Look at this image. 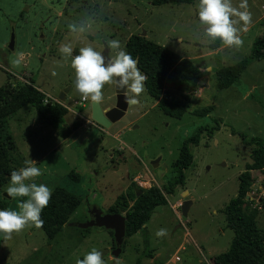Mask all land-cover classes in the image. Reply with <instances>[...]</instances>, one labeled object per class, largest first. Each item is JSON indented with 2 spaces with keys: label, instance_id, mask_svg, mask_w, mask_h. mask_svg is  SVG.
<instances>
[{
  "label": "rangeland",
  "instance_id": "1",
  "mask_svg": "<svg viewBox=\"0 0 264 264\" xmlns=\"http://www.w3.org/2000/svg\"><path fill=\"white\" fill-rule=\"evenodd\" d=\"M151 1L0 0V87L6 81L33 80L49 98L77 111L84 107L78 104L81 96L75 90L70 58H62L58 52L60 44L71 41L75 55L84 45L101 52L107 40L115 39L125 51L129 35L142 32L147 40L191 60L201 73L198 87L189 92L181 75L171 72L165 81L168 95L188 98L189 108L180 118L163 113L145 87L137 103L127 108L130 123L117 122L105 128L107 133L82 125L64 138L30 105L11 115L0 130L14 140L24 158L19 157L20 166L32 159L43 173L34 178L36 183L51 189L61 185L82 199L51 240L29 226L10 239L0 237V264H76L92 248L101 252L105 264H139L152 252L153 264H211L212 256L228 249L233 231L226 227L223 208L236 195L238 175L250 162L252 145L245 142L264 138V57H251L253 41L264 37V0H247L251 20L247 31L239 33L241 45L220 43L214 50L209 47L213 41L204 36L198 23V0L161 5ZM231 4L238 7L239 0H231ZM85 19H89L90 30L79 36L69 31L68 24ZM11 33L13 49L8 47ZM118 50L109 48V57L114 58ZM18 54H22L21 63L14 65ZM243 59L247 61L238 79L225 88L217 87L215 70ZM190 72L193 69L187 70ZM101 93L100 105L112 106L114 83L105 84ZM61 94L65 95L62 101L58 99ZM208 105L213 110L207 115L191 113ZM82 114L85 118L90 115V103ZM64 122L67 127L85 124L70 110ZM200 129L197 144H188L192 161L182 170L183 183H173V163L180 148ZM136 177L141 184L135 182ZM170 182L172 192L166 193L164 188ZM7 184L1 186L0 194L8 201L7 209L18 211V200L24 198H8L4 193ZM150 186L160 188L167 202L154 208L139 231L124 238L118 258L111 255L112 233L101 227L76 226L89 220L93 205L105 213L117 208L124 215L133 202V192ZM259 192L253 186L248 194L256 199L257 224L264 229V191ZM184 198L191 201L185 216L179 206ZM159 228L166 229L167 235L157 238L154 233Z\"/></svg>",
  "mask_w": 264,
  "mask_h": 264
},
{
  "label": "trees",
  "instance_id": "2",
  "mask_svg": "<svg viewBox=\"0 0 264 264\" xmlns=\"http://www.w3.org/2000/svg\"><path fill=\"white\" fill-rule=\"evenodd\" d=\"M195 0H152V5L161 4H191ZM220 41H213L210 49H217ZM125 51L136 61L137 68L144 75V87L147 94L156 101V106L166 115L180 118L189 108L188 98L176 99L164 90V84L171 72L183 77L186 91L195 90L200 82L201 73L194 67L191 60L182 58L177 53L155 42L149 41L140 34H131L126 40ZM251 57H264V37L256 38L251 47ZM246 59L234 65L215 70L217 87L225 88L233 84L246 64ZM193 72L187 73V70ZM89 100V99H88ZM25 105L33 107L40 119L54 127L57 134L64 138L69 135L65 126L64 116L67 109L57 101L49 98L33 85V80L26 82H6L0 87V126L6 124L7 119ZM213 110V105L191 110L199 116L207 115ZM202 129L185 140L180 148L177 159L173 163L176 171L173 183H183V169L192 161L188 144H197ZM0 130V193L1 186L9 181V173L19 170L20 154L11 135H2ZM245 140V139H243ZM245 142V141H244ZM252 145L250 162L238 175V187L223 208L226 227L233 231V237L226 251L210 258L211 264H264V229L257 224L258 207L256 199L249 196L253 188L254 177L251 171H264V138H252L245 142ZM172 182L164 188L166 193L172 192ZM140 191V193H138ZM133 202L125 209V237L139 231L150 218L154 208L166 204L167 200L162 190L156 186L148 188L138 187L132 194ZM82 197L61 185L52 188L48 205L41 212L44 223L40 230L48 240L53 239L69 222L70 215L78 207ZM258 202H263L260 198ZM118 204V203H117ZM264 204V203H263ZM0 208H8V201L0 194ZM108 212H118L112 209ZM112 233L111 230H108ZM114 247V242L112 248Z\"/></svg>",
  "mask_w": 264,
  "mask_h": 264
},
{
  "label": "clouds",
  "instance_id": "3",
  "mask_svg": "<svg viewBox=\"0 0 264 264\" xmlns=\"http://www.w3.org/2000/svg\"><path fill=\"white\" fill-rule=\"evenodd\" d=\"M242 9V10H241ZM196 16L203 26L204 36L209 41L219 40L223 45L239 47L242 43L240 32H246L251 20L247 0H239L238 7H233L231 0H198ZM240 27L237 28L236 25ZM89 19L79 24L70 23L68 29L77 36L90 30ZM106 46L119 49L114 58H106L102 52L91 45L79 47L73 55V43H62L58 52L62 58H70L69 66L74 72L75 90L84 99L100 101L101 89L105 84L115 83L117 88L125 90V102L136 104L137 97L144 91L145 77L137 68L136 60L126 51L120 49L119 41L107 40ZM22 54L12 61L19 65ZM205 68L204 71H208ZM55 75V72H52ZM43 175L32 159L25 160L24 166L9 173V181L4 193L10 199L18 200V211L0 208V237L10 239L13 233H19L26 226L40 229L43 226L41 212L47 207L52 189L44 183H36L34 178ZM26 181H28L26 183ZM154 235L164 237L167 230L159 228ZM76 264H105L101 252L95 248L78 258Z\"/></svg>",
  "mask_w": 264,
  "mask_h": 264
},
{
  "label": "water",
  "instance_id": "4",
  "mask_svg": "<svg viewBox=\"0 0 264 264\" xmlns=\"http://www.w3.org/2000/svg\"><path fill=\"white\" fill-rule=\"evenodd\" d=\"M141 36H144V32H142ZM101 52L106 58H110L109 48L106 46V43H104ZM124 92L125 90L119 89L115 85V102L112 106L107 108H103L99 101L96 102L89 99L90 119L104 128L110 127L111 124L115 122L129 123L126 111L128 106L132 104L125 102ZM58 99L63 100V94H61ZM154 164L156 165L157 163L155 162ZM138 193H140V191ZM190 203L191 201L187 198H184L180 203V211L183 216L187 214ZM89 213V220L85 223H78L76 226L83 229L89 227H101L106 230H111L114 242V247L111 249V255L114 258H117L122 251L123 240L125 237V215L119 212L105 213L98 205L91 206Z\"/></svg>",
  "mask_w": 264,
  "mask_h": 264
},
{
  "label": "crops",
  "instance_id": "5",
  "mask_svg": "<svg viewBox=\"0 0 264 264\" xmlns=\"http://www.w3.org/2000/svg\"><path fill=\"white\" fill-rule=\"evenodd\" d=\"M8 47L10 48V49H13L14 48V34L13 33H11V38H10V41H9V44H8ZM24 78V77H23ZM10 79V76H8V78H7V80H9ZM22 79V78H21ZM25 79V78H24ZM26 81H28L27 79H25V82ZM7 82V81H6ZM33 85H34V83H33ZM37 88V87H36ZM39 89V88H38ZM40 90V89H39ZM42 92V91H41ZM46 95V94H45ZM47 96V95H46ZM65 98V95L63 94V99ZM60 101H62V100H60ZM156 102V101H155ZM61 103V102H60ZM59 103V104H60ZM79 104V103H78ZM89 104V101L87 100V101H84L83 103H80L79 105H81V106H83L84 108H86V106ZM61 105L63 106V107H65L66 109H67V111L68 110H70V111H72V112H74L75 114H77L79 117H81V119L82 120H84L85 121V124L83 123V124H81V123H78V124H76L75 126H73V127H69L68 126V129H69V134H72L73 132H75L80 126H82V125H84V127L85 128H88L89 129V127L90 126H93V127H96L100 132H103V133H107V129H109L110 127H108L107 129H105L104 127L102 128L99 124H97V123H95V122H93L91 119H90V116L88 115V117L87 118H85L84 116H83V114H82V109H84V108H82V109H78L77 111H74L72 108H71V106H67V105H65L64 104V102L62 101V103H61ZM24 107V106H23ZM20 110V109H19ZM116 123L117 122H115V123H113L114 125H116ZM129 123H130V121H129ZM128 123V124H129ZM113 124H111V126L113 125ZM18 151V150H17ZM20 154V153H19ZM20 156H21V154H20ZM22 157V156H21ZM23 158V157H22ZM24 159V158H23ZM263 172V173H262ZM251 173H252V175H253V177H255V175H256V178H255V181L256 182H254V184H253V186H254V188L256 189V190H259L260 192V194H262L263 193V191H264V178H262V175L264 176V171H262V170H254V171H251ZM262 175H261V174ZM261 178V179H260ZM259 181H261L262 182V184L261 183H259ZM257 182L259 183V184H257ZM184 193H186L187 194V192H184ZM253 197V195H251L250 196V198H252ZM260 198L261 197H258L257 198V200H260ZM125 238V237H124ZM123 243H124V240H123ZM123 252V246H122V251H121V253ZM120 253V254H121ZM120 256V255H119ZM118 256V257H119ZM117 257V258H118ZM154 259H155V254H153V252L152 253H149L148 255H146V257L144 258V260H143V262L142 261H140L139 262V264L140 263H142V264H153V261H154ZM176 261H178V260H176Z\"/></svg>",
  "mask_w": 264,
  "mask_h": 264
},
{
  "label": "built area",
  "instance_id": "6",
  "mask_svg": "<svg viewBox=\"0 0 264 264\" xmlns=\"http://www.w3.org/2000/svg\"><path fill=\"white\" fill-rule=\"evenodd\" d=\"M88 99H84V98H80V101L78 102L79 104L80 103H83L84 101H87ZM89 101V100H88ZM135 182L138 183V184H141L140 180L138 179V177H136L135 179ZM174 260H179V257L178 256H174Z\"/></svg>",
  "mask_w": 264,
  "mask_h": 264
}]
</instances>
